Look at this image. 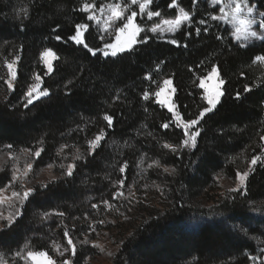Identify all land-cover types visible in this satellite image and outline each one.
I'll return each mask as SVG.
<instances>
[{"label": "trees", "instance_id": "trees-1", "mask_svg": "<svg viewBox=\"0 0 264 264\" xmlns=\"http://www.w3.org/2000/svg\"><path fill=\"white\" fill-rule=\"evenodd\" d=\"M254 1L264 10V0ZM171 2L154 0L152 9L175 16L177 9L169 6ZM179 3L192 12L194 21L203 18L208 23L182 26L171 37L152 35L146 44L106 58L102 53L93 56L68 40L75 25L86 21L81 0H0V87L5 86L7 58L20 57L15 87L0 100V147H42L36 161L39 166L65 163V171L67 164L75 163L72 176L38 187L15 223L0 230V250L6 249V256L8 251L24 250L26 244L30 250L43 249L35 247V239L29 236L41 217L39 211L57 207L73 220L75 214L86 211L89 192L107 185V177L118 172L112 173L108 164L124 162L127 174H134L139 156H146L155 177L167 184V204L138 216L112 264H252L258 252L264 256V240L247 239L232 226L186 227L193 214L210 211L242 217L251 202L264 200V166L258 163L244 193L215 195V205L208 211L195 201L205 189L216 188L219 177L234 179L253 156L264 158V140L260 139L264 136V63L255 61L264 55V42L241 46L229 27L208 19L209 13L216 12L208 3ZM88 23L91 35L85 33L86 42L90 47L102 46L100 33ZM195 26L201 28L199 36ZM57 35L62 39L57 40ZM217 35L226 39L218 40ZM174 37L179 46L170 43ZM44 48L53 49L58 57L50 74L40 61ZM215 66L225 81V95L200 121L196 146L185 147L181 128L163 127L172 114L155 98L145 101L143 94L163 78H171L182 117L196 118L207 106L204 91L198 87L200 78ZM36 74L43 78L49 94L25 107L26 91ZM245 86L251 91H245ZM106 115L113 117L112 127L107 126ZM101 131L105 136L93 149L88 141ZM67 147L72 154L62 162L61 152ZM82 226L74 227L75 231L80 233ZM252 233L261 236L256 230ZM77 246L80 251L75 260L83 249L93 248L84 243Z\"/></svg>", "mask_w": 264, "mask_h": 264}, {"label": "rangeland", "instance_id": "rangeland-1", "mask_svg": "<svg viewBox=\"0 0 264 264\" xmlns=\"http://www.w3.org/2000/svg\"><path fill=\"white\" fill-rule=\"evenodd\" d=\"M81 1L83 7V4L87 2V0ZM201 1L208 3L210 8L214 10L217 9V6L212 5L210 2H205V0ZM94 2L96 3L97 8H99L102 3L112 4L115 3L116 0H94ZM179 2L180 0H175V3L182 7ZM119 3L123 7L125 0H119ZM250 3H254L256 7H259V5L254 0H250ZM197 5H199L198 2ZM201 5L202 4H200V6ZM132 7L135 8V6ZM176 9L177 15H179V10L178 8ZM149 10H153L152 5L150 6ZM260 10L264 11L261 8ZM189 14L193 16L192 12L190 11ZM214 14L219 15L217 10ZM177 15H162L159 18H154V21L162 23V20L175 19ZM92 23L97 32L100 33L96 23ZM137 23L141 24V27L154 26L153 21H147L146 17L141 18L138 16ZM221 23L230 28L234 41L241 46L245 47L264 42L255 40L254 38H250L247 41L243 40L242 38L240 41H237L233 35L235 32V27L232 24H226L222 21ZM101 34H104L111 42H114V39L111 36H108L106 33H100V35ZM175 34L176 33L172 32H164L162 35L149 33V35L160 37H171ZM141 35L144 34L141 33ZM46 49L49 48H44L41 51L40 61L47 70V74H50L54 70V64L58 57L56 52L52 49V51L55 53V56L48 58L52 63V70L51 72H48L47 65L42 59V53ZM16 57L17 56L8 57L5 62L7 76L5 78V86L0 87V100H5L10 91H12L15 87L17 78L12 82L13 88H8L7 81L9 79V73L7 64L10 62H15L14 67L16 68L18 75L20 59L19 61H16ZM215 68L217 69L216 73L209 75V71L205 76L201 77L204 79L207 91L209 93H214L218 87L223 91L224 84L220 85V80L222 77L220 75L219 69L216 66ZM35 76L30 85L33 83L38 84V91H43L45 89L43 87V78L41 77V80L37 81L35 80ZM166 79H170L172 81L171 85L166 86L163 84V81ZM157 85H159V87H157ZM161 89V98L170 100L175 105L174 111H179L174 100L176 89L173 80L171 78H163L158 84H155V88L149 93L150 98H155L153 93ZM173 89H175V91H173ZM203 91L205 95V89H203ZM46 96H41L39 99H42ZM25 98L27 100L26 95ZM37 100H34L33 103ZM165 108L167 107L165 106ZM178 119L184 118L181 115ZM197 140L198 137L196 138V144ZM185 147L194 148L191 146ZM67 149L68 147L62 149V162H64L66 158H69L72 154V151ZM37 150H43V148L12 147L9 149L7 146L0 147V200H2V202H0V212H2L6 217L9 215V213H17V211H19L20 214L16 216L15 221L22 215L26 203L29 201L31 196L35 194V190L38 187H46L48 184L63 178V176H68V167L70 165H75L74 162L67 164V169L65 171V163L57 166L53 164L39 166L36 164V161L39 158L35 156V152ZM27 164L32 165L30 170L26 168ZM124 165V162H122L120 165H118V163L108 164V167L112 173H114L113 170L116 169L118 172H116L115 176L110 175V178L107 177V185L99 186L89 192L88 196L85 198L86 211H83L82 214L78 216L75 214L73 220H71L69 213H64L63 211L58 210L57 207L54 210H50V207H48V211L41 210L43 209L41 208V211H39V215L41 217L37 219L36 225L34 227L35 230L33 228L29 236H32L35 239V247L40 245L43 247V249L32 251L47 252L49 256L57 261V264H60V261L64 258H69L71 260V264H112L119 245L122 243L124 235H126L132 226L135 225L137 222L135 220L138 218V216L142 215L144 212L152 209L153 207L160 209L167 204L164 193V189H166L167 184L163 181L160 182L155 177V173L151 171V164L148 163L146 156H139V158H137L134 174L128 175L126 172L127 169L121 173L120 168ZM245 165L244 170L240 171L239 173L248 172L249 177L256 165H251V161ZM74 172L75 167L73 168V173ZM13 174H15L17 179H13ZM248 177L245 180V186L240 188V191L243 193L246 190ZM121 179L124 181L123 185L120 184ZM215 185L216 188H209V190L205 189L202 195H200L198 198H195L196 203H198L200 208L205 209L204 211H208L213 208L215 205L214 201L217 198L215 195H222L225 191L233 192L234 189H237L239 187V180L237 179V176L234 179L222 176L218 178V183ZM29 188L34 189V191L27 200L22 201L17 197H13L12 195L14 191L23 193V191ZM116 193H122V195L116 196ZM93 205H95V207H93ZM250 205L251 209L244 216L236 218H233L231 214L215 213L210 211L205 212V214H193L187 219L186 227L188 229H196L205 224L217 225L222 223L223 225H229L233 228L243 231L242 233L247 239L256 238L258 241H262L264 240V200L257 203L251 202ZM77 208L78 207L76 205V209ZM70 209L74 210L73 208ZM81 209L83 210L84 207L82 206ZM61 212L64 213L63 216L58 215V213ZM46 213L48 214L47 216L45 215ZM5 223L6 221L0 220V229L5 228ZM77 226L78 228L79 226H82L80 233H78V231L76 232L74 229V227L77 228ZM65 230H67L69 232V236L73 238V243L76 245V255L77 252L80 251L77 246L78 243L89 244L90 247L93 248H91V250H82V248H80L82 251L78 255L77 260H75L76 256H70V252H65L64 257H61L56 248L59 247L60 251H63L66 247L70 248V246L67 244L68 238L63 235ZM253 230L258 231L259 233L261 232V236H254L252 233ZM0 253H3V257L0 258V264H4L5 261L6 264H23V262L15 259L16 251L14 253L8 251L7 256L5 255L6 249L0 250ZM260 253L261 252H258V254L255 256L257 257L255 261L252 259V264H260L261 260L264 259V256H262ZM28 264H38V262L30 260ZM39 264H43L42 259L40 260Z\"/></svg>", "mask_w": 264, "mask_h": 264}, {"label": "snow or ice", "instance_id": "snow-or-ice-1", "mask_svg": "<svg viewBox=\"0 0 264 264\" xmlns=\"http://www.w3.org/2000/svg\"><path fill=\"white\" fill-rule=\"evenodd\" d=\"M153 2L154 0H125V4L122 7L119 3V0H116V2L112 4L102 3L100 7L97 8L94 0H87V2H85L83 7L80 9L81 12L87 13L86 21L75 25L73 29L74 34L70 35L68 40L74 42L75 45H82L93 56H95L97 53H102V55L106 58L117 57L119 54H122L126 51L134 50L137 44H146L150 39H152V35H149V33L155 35H162L164 32L176 33L177 31H180L182 26L187 28L188 26L196 24L206 25L208 23V21L203 18L199 19L198 21H194L192 16L189 14V11H186L184 7H180L178 4H176L175 0H172L169 6L178 8L179 15H177L175 19H164L162 20V23L155 22L154 18L161 17L162 13L160 11L149 10L150 6L153 5ZM205 2H210L212 5L217 6L216 10L219 13V15L209 13L208 19L216 21L218 24L221 21L226 24H232L235 27V32L233 35L237 41H240L242 38L245 41L249 40L250 38L264 41V11H261L259 7H256L254 3H250V0H205ZM132 6H135V8ZM261 7H264V5H261ZM26 14L27 13L25 12V15ZM138 16L141 18L146 17L147 21H153L154 26L141 27V24L137 23ZM88 22H95L98 27V31L111 36L114 39V42L108 40L104 34H101L99 35V40L103 42L102 46L96 45L95 47H90L85 38L86 32L91 35L89 32L90 24ZM204 31H208V29L205 27ZM141 33L144 35H141ZM191 34V32L187 33L189 36ZM195 34L197 36L201 34V28L199 26H195ZM56 39L61 40L62 37L57 35ZM216 39L224 40L226 37L217 35ZM170 43L179 46L180 41L174 37L170 40ZM51 56H55V53L50 48L44 50L42 53V59L47 65L48 72H51L52 70V63L48 59ZM19 59L20 57L17 56L16 61H19ZM255 61L264 63V55L256 56ZM14 63L15 62H10L7 64L9 73L7 84L9 89L13 88L12 82L17 78V71L14 67ZM157 67H159V65H157ZM216 72L217 69L212 67L209 75H212ZM148 79H151V77L149 76ZM35 80H41V76L36 75ZM171 83L172 81L170 79L163 81V84L166 86L171 85ZM224 83L225 81L221 79L220 85H223ZM157 87H159V85H157ZM198 87L205 89V95L202 97V99L206 101L207 106L201 108L196 118H189L187 120L178 119L181 116V113L179 111H174L175 105L170 100L161 98L162 89L153 93L156 101L161 105V107L166 106L167 110L172 113V118H170L169 123H165L163 127L168 128L169 124H173L175 127L181 128L185 136V139L182 141L184 146L195 147L196 138L201 134L200 129L197 126L200 125V121L207 113L214 111L216 106L221 102V97L225 95V91L220 90L219 87L214 93H209L203 78L200 79ZM38 88L39 85L35 83L27 88V100L24 105L25 107L31 105L34 100L39 99L41 96L48 95L47 89L38 91ZM244 90L251 91V89H249L247 86H245ZM173 91H175V89H173ZM239 96L240 94L237 93V99H239ZM143 99L145 101L150 99L149 92H144ZM104 120L107 121L108 127H112L113 117L111 115L104 116ZM104 136L105 133L101 131L95 136L94 139L88 141L89 145L93 149L99 147V143ZM260 139L264 140V136H261ZM7 147L11 149L12 145L9 144ZM165 147H171V145H165ZM41 151L42 150H37L35 152V156L39 157L41 155ZM173 151H176V149H173ZM258 163L264 166V158L261 156H253L251 159V165L255 166ZM74 167L75 165H70L68 167V176H72ZM26 168L30 170L32 165L27 164ZM126 168L127 164L125 163V165L120 168V172L123 173ZM165 171L167 172L169 169L166 168ZM236 175L237 179L239 180V187L234 189V191H240V188L245 186V180L248 177V172H238ZM13 179H17L15 174H13ZM123 183L124 181L121 179L120 184L123 185ZM33 191L34 189L29 188L23 191V193L14 191L12 195L13 197H17L23 201L27 200ZM115 195L119 196L122 195V193H116ZM0 202H2V200H0ZM93 207H95V205H93ZM19 214V211H17V213H9V215L5 217L4 214L0 212V220L6 221L4 225L5 228H10L15 222L16 216ZM45 215L47 216L48 214L46 213ZM58 215L63 216L64 213L61 212L58 213ZM63 235L68 238L67 244L70 246V248L66 247L63 251H60L59 247H57L56 250L59 252V255L64 257L65 252H70V256H76V245L73 243V238L69 236V232L67 230L64 231ZM2 257L3 253H0V258ZM15 259L23 262V264H28L30 260L37 261L39 264L41 259L43 264H57V261L49 256L47 252L32 251L28 248L27 244L25 245L24 250L16 251ZM252 259L255 261L257 257L253 256ZM4 264H6V261ZM60 264H71V260L69 258H64L60 261ZM260 264H264V259L261 260Z\"/></svg>", "mask_w": 264, "mask_h": 264}]
</instances>
